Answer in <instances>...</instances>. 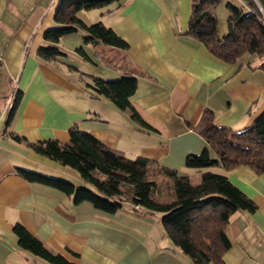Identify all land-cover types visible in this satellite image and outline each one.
Here are the masks:
<instances>
[{"label":"crops","instance_id":"crops-1","mask_svg":"<svg viewBox=\"0 0 264 264\" xmlns=\"http://www.w3.org/2000/svg\"><path fill=\"white\" fill-rule=\"evenodd\" d=\"M57 2L0 0V264H49L19 245L18 222L77 264H196L167 236L161 213L141 214L130 204L107 213L27 180L20 168L85 183L77 171L11 133L29 142L55 138L65 143L76 125L129 157L145 156L198 176L186 158L203 151L207 142L188 123L196 124L211 108L218 125L233 131L251 127L264 112V58L246 53L228 63L212 55L187 33L191 0H121L79 12L86 23L102 21L127 41V48H113L120 52L121 66L107 59L105 49L98 50L100 42L86 44L84 30L64 35L57 46L66 54L47 61L39 49L52 44L44 35L56 24ZM81 45L92 60L75 51ZM94 56L120 68L108 66V78L137 77L132 102L148 126L87 85L93 76L106 79L100 68L96 74L84 70L98 66ZM19 95L8 125L10 106ZM214 170L226 173L257 205L256 211L231 215L226 264H264V174L248 165Z\"/></svg>","mask_w":264,"mask_h":264},{"label":"trees","instance_id":"trees-1","mask_svg":"<svg viewBox=\"0 0 264 264\" xmlns=\"http://www.w3.org/2000/svg\"><path fill=\"white\" fill-rule=\"evenodd\" d=\"M121 0H58L54 13L56 25L45 31V40L51 45L41 46L40 56L51 61L66 53L57 43L67 34L84 30L85 43L102 42L127 48V41L102 21L86 23L80 16L82 9L110 5ZM221 0H191L187 33L198 38L218 59L234 63L246 53L264 58V0H243L235 5L227 3L228 29L219 33L216 8ZM75 51L92 60L85 46ZM264 70V62L261 64ZM96 93L112 100L129 112L141 125L149 124L132 102L138 85L134 75L109 80L93 76L87 83ZM20 95L10 106L7 124L13 119ZM207 142L200 153L189 154L186 166L200 172L194 183L189 175L165 167L145 156L135 158L103 143L86 130L73 125L70 139L62 143L49 138L29 142L25 137L11 133L19 142H26L37 153L59 161L77 171L84 184L54 177L28 169L19 173L29 181L58 188L73 197L76 204L88 201L107 213H117L126 204L141 214L161 213L165 233L196 264H226L224 255L232 243L226 232L231 215L238 210L256 211L257 205L241 188L235 185L225 170L248 165L257 174H264V112L251 127L233 131L215 122V112L205 108L196 124L188 123ZM213 152L215 155H213ZM171 178L168 194L160 193L159 177ZM19 245L49 264H77L60 252L49 249L36 235L21 223L14 227Z\"/></svg>","mask_w":264,"mask_h":264},{"label":"rangeland","instance_id":"rangeland-1","mask_svg":"<svg viewBox=\"0 0 264 264\" xmlns=\"http://www.w3.org/2000/svg\"><path fill=\"white\" fill-rule=\"evenodd\" d=\"M228 2H231L235 5H241L242 4V1L241 0H221V3L217 6L216 8V14H217V17H218V20H219V33L221 35H224L223 33L227 31L228 29V15H229V12H228V8H227V3ZM114 3H117V2H114ZM98 10H101V7H98ZM56 25V24H55ZM53 25V27L55 26ZM82 29H78L77 31L75 32H72L70 34H73L76 35V33L78 31H81ZM224 31V32H223ZM69 34V35H70ZM68 35V34H67ZM66 36V35H65ZM73 36V35H71ZM67 40V39H65ZM66 43H68L67 41H64V43H62V45H66ZM113 48H117L116 46H111V45H107V44H103L100 42V47L98 48V50H102V49H105L106 52L108 53V57L107 59L111 60L112 63L118 65V66H121L122 64V58H121V55H120V52L119 51H114L116 49H113ZM93 61H95L94 63L96 65H98L97 67H92V66H85L84 70H88V71H93L95 74L98 72L99 68L101 70L104 71V75L105 76H102L106 79H109V80H114L116 78H108L106 76H108V70L110 68H112L113 70H119L120 68L118 67H113V66H110L107 62H104L101 60V57H98V56H94L93 57ZM74 63V62H73ZM90 63V62H89ZM105 65V66H104ZM104 66V67H103ZM110 68H109V67ZM83 67V66H82ZM108 68V69H107ZM111 69V70H112ZM97 70V72L95 71ZM101 76V75H100ZM214 154V153H213ZM200 175L199 174L198 176L197 175H192L191 176V179L194 183L198 182L199 179H200ZM60 178H64V179H68L66 177H63L61 176ZM164 178V179H163ZM159 185H160V191L163 193V195H166L169 193V191L171 190V186H172V180L170 177L166 176V175H162L161 178L159 179Z\"/></svg>","mask_w":264,"mask_h":264}]
</instances>
